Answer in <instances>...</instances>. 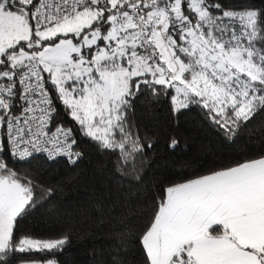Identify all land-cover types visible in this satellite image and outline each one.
<instances>
[{"label":"snow or ice","instance_id":"snow-or-ice-1","mask_svg":"<svg viewBox=\"0 0 264 264\" xmlns=\"http://www.w3.org/2000/svg\"><path fill=\"white\" fill-rule=\"evenodd\" d=\"M144 92L199 107L234 138L264 113V0H0V264H59L68 242L16 234L52 191L32 160L82 156L61 114L126 174L145 153L128 116ZM134 246L139 264H264V154L166 186L107 264H130Z\"/></svg>","mask_w":264,"mask_h":264},{"label":"trees","instance_id":"trees-1","mask_svg":"<svg viewBox=\"0 0 264 264\" xmlns=\"http://www.w3.org/2000/svg\"><path fill=\"white\" fill-rule=\"evenodd\" d=\"M132 103L128 116L145 138V153L142 163L140 159L129 162L126 174L115 167V153L100 150L63 113L65 124L73 128L81 158L75 164L39 158L28 165L39 173V183L52 191L43 193L17 225L16 234L43 239L66 236L67 244L55 257L59 264H107L116 234L124 233L138 242L166 186L264 154V113L229 138L199 107L173 112L163 94L157 99L144 92ZM173 139L178 141L175 148L170 147ZM149 142L151 149L147 148ZM47 258H52L51 254L17 253L10 264ZM139 259L134 246L128 260L139 264Z\"/></svg>","mask_w":264,"mask_h":264},{"label":"built area","instance_id":"built-area-1","mask_svg":"<svg viewBox=\"0 0 264 264\" xmlns=\"http://www.w3.org/2000/svg\"><path fill=\"white\" fill-rule=\"evenodd\" d=\"M41 158H43V157H41ZM44 159H46V158H44ZM47 160V159H46ZM65 161V162H67V163H69V164H72V163H70V162H68V160L65 158V157H58L57 159H55V160H47V161Z\"/></svg>","mask_w":264,"mask_h":264}]
</instances>
